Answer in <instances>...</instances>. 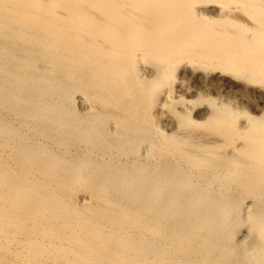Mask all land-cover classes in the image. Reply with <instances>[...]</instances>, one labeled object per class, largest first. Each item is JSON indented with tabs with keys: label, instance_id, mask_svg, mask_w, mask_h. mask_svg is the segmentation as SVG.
Here are the masks:
<instances>
[{
	"label": "bare ground",
	"instance_id": "1",
	"mask_svg": "<svg viewBox=\"0 0 264 264\" xmlns=\"http://www.w3.org/2000/svg\"><path fill=\"white\" fill-rule=\"evenodd\" d=\"M0 264H264V0H0Z\"/></svg>",
	"mask_w": 264,
	"mask_h": 264
},
{
	"label": "rangeland",
	"instance_id": "2",
	"mask_svg": "<svg viewBox=\"0 0 264 264\" xmlns=\"http://www.w3.org/2000/svg\"><path fill=\"white\" fill-rule=\"evenodd\" d=\"M191 83V82H190Z\"/></svg>",
	"mask_w": 264,
	"mask_h": 264
}]
</instances>
